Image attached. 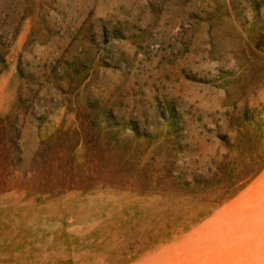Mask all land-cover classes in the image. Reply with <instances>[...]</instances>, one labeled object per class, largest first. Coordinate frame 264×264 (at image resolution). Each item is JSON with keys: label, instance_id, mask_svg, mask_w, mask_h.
Segmentation results:
<instances>
[{"label": "rangeland", "instance_id": "374dc122", "mask_svg": "<svg viewBox=\"0 0 264 264\" xmlns=\"http://www.w3.org/2000/svg\"><path fill=\"white\" fill-rule=\"evenodd\" d=\"M0 264H264V0H0Z\"/></svg>", "mask_w": 264, "mask_h": 264}]
</instances>
